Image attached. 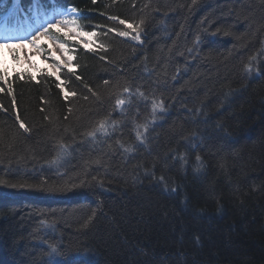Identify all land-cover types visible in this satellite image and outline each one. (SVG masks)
I'll return each instance as SVG.
<instances>
[{
	"label": "trees",
	"instance_id": "obj_1",
	"mask_svg": "<svg viewBox=\"0 0 264 264\" xmlns=\"http://www.w3.org/2000/svg\"><path fill=\"white\" fill-rule=\"evenodd\" d=\"M37 3L36 19L75 6L88 30L143 21L141 40L99 29L83 80L63 74L69 100L46 60L0 65L16 94L14 109L0 92V264H264V0H0V15Z\"/></svg>",
	"mask_w": 264,
	"mask_h": 264
},
{
	"label": "snow or ice",
	"instance_id": "obj_2",
	"mask_svg": "<svg viewBox=\"0 0 264 264\" xmlns=\"http://www.w3.org/2000/svg\"><path fill=\"white\" fill-rule=\"evenodd\" d=\"M93 4L97 3V0H92ZM41 9L38 6V3L34 5L33 12L34 14H39ZM70 14L61 15L60 19H51L47 21L40 30H37L30 37H24L17 40H3L0 41V47L7 46L12 48L13 44L16 45L19 49H25L28 45L35 50L34 53L26 54L25 60L30 65L34 66V63L29 59L30 55L39 54L40 58L46 60L49 63V67L52 71L49 74L52 78L55 79V87L61 92L64 100H69L72 97H76L77 93L75 91L69 92L67 90L69 81L63 79V74L67 73L69 76L75 77L77 80L82 81L83 78L80 77L77 73L79 65L76 63V53L81 48L86 53L94 54L97 48H104V45L98 43L99 38V29L103 28L105 30V35L112 33L119 37H131L133 40H141L140 29L143 24V21L139 23L129 21L127 19L121 18L118 15H110L106 18L115 24H118L123 27H108L105 25H91V30H88V26L81 23L82 14L79 12V9L73 6L69 10ZM101 15H104L101 13ZM61 29H66V31H61ZM47 39V43H38V41ZM142 42V41H141ZM14 59H19V55L14 51ZM103 59V57H101ZM42 72H47V69H42ZM246 71L252 72V65L249 64L246 66ZM21 75H27L29 79H35L30 73H18L17 77ZM108 81L105 80L104 84L107 86ZM83 87L87 89L89 93L93 96H96V93L89 87L88 84H84ZM125 92H129L128 88L124 89ZM9 94L11 98V103L13 108H16V94L11 86V82L8 80L7 72H0V92H5ZM143 95V93H140ZM85 100H88V96L83 97ZM98 98V97H97ZM116 106L120 107L125 104V100L116 99ZM156 105L154 104V110ZM161 109L163 105H160ZM0 109L7 111L4 108L3 104L0 103ZM72 109H69L71 112ZM15 119L19 125L20 129H23L25 132H29L30 129L25 125L24 121L20 118L19 113H16ZM98 131L107 134L106 132V122H101L99 124ZM96 132L93 131L89 135L95 136ZM138 139L139 134H138ZM53 252H56V249H52Z\"/></svg>",
	"mask_w": 264,
	"mask_h": 264
},
{
	"label": "rangeland",
	"instance_id": "obj_3",
	"mask_svg": "<svg viewBox=\"0 0 264 264\" xmlns=\"http://www.w3.org/2000/svg\"><path fill=\"white\" fill-rule=\"evenodd\" d=\"M19 50V56H20V60L19 62H22L24 64H28L25 60V55L26 54H31V53H34V49L31 47V45H28L27 48L25 49H18ZM29 59H40V56L39 54H36V55H30L29 56ZM0 65H3L5 60H10L14 63L16 59L13 58V52L11 51L10 48H8L7 46H4V47H0ZM8 63V62H6ZM18 63V62H17Z\"/></svg>",
	"mask_w": 264,
	"mask_h": 264
},
{
	"label": "bare ground",
	"instance_id": "obj_4",
	"mask_svg": "<svg viewBox=\"0 0 264 264\" xmlns=\"http://www.w3.org/2000/svg\"><path fill=\"white\" fill-rule=\"evenodd\" d=\"M59 172L62 174H64L65 172H66V170H65V166H62L60 169H59ZM80 253H82V254H86V251H81ZM48 263V262H47Z\"/></svg>",
	"mask_w": 264,
	"mask_h": 264
}]
</instances>
